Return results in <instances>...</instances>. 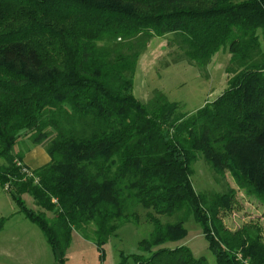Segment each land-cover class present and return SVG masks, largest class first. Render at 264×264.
Wrapping results in <instances>:
<instances>
[{
    "label": "trees",
    "instance_id": "trees-1",
    "mask_svg": "<svg viewBox=\"0 0 264 264\" xmlns=\"http://www.w3.org/2000/svg\"><path fill=\"white\" fill-rule=\"evenodd\" d=\"M154 37L201 69L227 51V87L191 113L159 89L138 99ZM23 138L46 143L49 162L28 167ZM200 157L264 203V0H0V184L60 264L74 228L102 248L143 213L153 227L136 264H205L171 245L190 217L218 264H264L262 225L223 221L236 189L194 187Z\"/></svg>",
    "mask_w": 264,
    "mask_h": 264
},
{
    "label": "rangeland",
    "instance_id": "rangeland-1",
    "mask_svg": "<svg viewBox=\"0 0 264 264\" xmlns=\"http://www.w3.org/2000/svg\"><path fill=\"white\" fill-rule=\"evenodd\" d=\"M230 54L225 50L216 53L205 69L188 61L174 62L169 53L167 38L154 37L141 55L134 77L133 93L147 101L155 89L163 91L171 101L182 104V110L194 112L206 102L217 98L227 87L230 74L226 71ZM42 143L40 145H44ZM30 140L23 138L17 150L26 154L34 149ZM198 192L211 193L224 190L227 183L236 189L238 209L223 214L228 228L237 229L246 223L262 225L264 236V203L255 195L238 186L229 172L219 179L203 157L193 164L191 176ZM28 206L34 207L31 196L25 195ZM49 215V213H48ZM0 262L2 264H55L54 253L41 229L19 211L11 194L0 184ZM152 224L144 213L140 222H128L120 226L116 235L100 248L89 229L72 231L66 251L67 264H136L140 252L139 242L149 236ZM186 237L172 246L187 245L195 257L204 258L205 264H218L201 226L192 217L185 223Z\"/></svg>",
    "mask_w": 264,
    "mask_h": 264
},
{
    "label": "crops",
    "instance_id": "crops-1",
    "mask_svg": "<svg viewBox=\"0 0 264 264\" xmlns=\"http://www.w3.org/2000/svg\"><path fill=\"white\" fill-rule=\"evenodd\" d=\"M49 160H50V157L48 156L46 150L44 149V145H36L35 148L30 150V152L28 154H26L24 157L25 163L31 169L39 168V167L47 164L49 162ZM1 223L2 222H0V226L2 228L5 225H1ZM54 258H55V264H60L57 261L55 254H54ZM0 264H2V263L0 262Z\"/></svg>",
    "mask_w": 264,
    "mask_h": 264
},
{
    "label": "built area",
    "instance_id": "built-area-1",
    "mask_svg": "<svg viewBox=\"0 0 264 264\" xmlns=\"http://www.w3.org/2000/svg\"><path fill=\"white\" fill-rule=\"evenodd\" d=\"M24 170H25V172H27L28 174H30V175H31V173H30V172H29V171H28L26 168H25Z\"/></svg>",
    "mask_w": 264,
    "mask_h": 264
}]
</instances>
